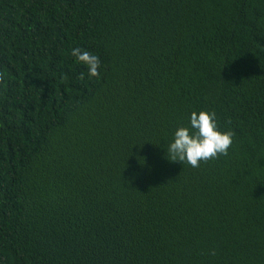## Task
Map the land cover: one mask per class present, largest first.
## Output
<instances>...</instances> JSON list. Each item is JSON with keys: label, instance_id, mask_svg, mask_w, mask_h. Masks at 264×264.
Listing matches in <instances>:
<instances>
[{"label": "trees", "instance_id": "16d2710c", "mask_svg": "<svg viewBox=\"0 0 264 264\" xmlns=\"http://www.w3.org/2000/svg\"><path fill=\"white\" fill-rule=\"evenodd\" d=\"M0 264H264V0H0Z\"/></svg>", "mask_w": 264, "mask_h": 264}, {"label": "clouds", "instance_id": "9594fccd", "mask_svg": "<svg viewBox=\"0 0 264 264\" xmlns=\"http://www.w3.org/2000/svg\"><path fill=\"white\" fill-rule=\"evenodd\" d=\"M71 56L76 63L86 67L89 78L97 75L100 61L96 55L74 47ZM231 143L232 133L218 130L213 113L191 111L187 124L177 126L172 131L166 154L169 161H178L196 168L200 162L227 155Z\"/></svg>", "mask_w": 264, "mask_h": 264}]
</instances>
